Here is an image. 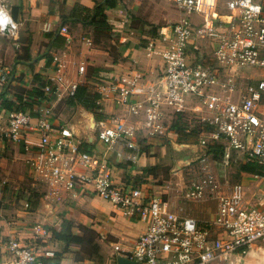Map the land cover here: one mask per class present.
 Segmentation results:
<instances>
[{
	"label": "built area",
	"instance_id": "built-area-1",
	"mask_svg": "<svg viewBox=\"0 0 264 264\" xmlns=\"http://www.w3.org/2000/svg\"><path fill=\"white\" fill-rule=\"evenodd\" d=\"M203 1L174 0L182 18L161 29L165 47L148 43V55L162 60L163 75L144 88L143 101L134 99L136 80L113 85L111 90L129 113L143 117L142 130L148 137L162 136L171 116L197 112L186 104V96L199 101L205 115L198 118L214 128L209 136L213 142H224L225 150L221 161H215L204 151L208 141H200L198 174L185 195L192 202H213L216 213L211 220L202 223L191 215L172 214L165 199L148 187L116 181L110 156L137 163L142 155L137 141L140 129L99 126L96 140L105 146L100 156L83 151L74 131L56 124L52 106L9 111L0 124L1 137L23 147L33 177L48 187L50 197L94 194L146 223L132 249L114 246L117 257L136 264H238L253 249H264L258 245L264 243V79L249 87L246 95L233 99L240 70L264 69V0H228V14L219 17L218 24L197 25L193 16L201 12ZM7 17L10 22L0 34L16 35L18 25L0 0V18ZM208 37L216 42L212 62L192 51L195 41ZM52 90L51 85L45 87L48 94ZM238 163L261 169L251 176L260 183L257 192L248 183L229 182L228 169ZM9 250L12 264H46L45 259L55 257L53 251L42 255L17 241L10 242Z\"/></svg>",
	"mask_w": 264,
	"mask_h": 264
},
{
	"label": "crops",
	"instance_id": "crops-1",
	"mask_svg": "<svg viewBox=\"0 0 264 264\" xmlns=\"http://www.w3.org/2000/svg\"><path fill=\"white\" fill-rule=\"evenodd\" d=\"M1 1L18 25L16 35L20 32L22 38L11 42L9 40L16 35L0 34L2 39L8 40L7 43L0 40V94L7 92L5 98L13 102L29 101L30 106L25 111L52 106L56 124L71 128L81 143V149L91 154L101 156L104 153L105 146L96 140L99 126L140 129L137 141L142 147V155L137 163L119 162L115 156H110L116 181L134 182L148 187L157 195H169L167 208L170 213L180 217L190 215L186 206L190 200L186 195V202H178L171 183L161 180L162 168H167L164 170L167 175H173L178 160L189 154L188 151H176L174 145L194 144L176 140V134L171 129L173 116L167 121L168 130L162 136L148 137L142 130L143 117L137 118L129 113L116 101V95L111 90L113 85L136 80L138 86L134 99L143 101L144 88L163 75L161 58L157 55L150 57L147 45L155 41L159 49L165 47L167 40L162 36L161 29L174 25L182 18L174 0H115L114 8L99 13L98 22H93L98 14L96 7L104 5L106 0ZM227 1L204 0L201 12L193 16L194 23L218 24L217 19L228 14ZM22 29L25 32L21 33ZM194 44L192 51L196 57L213 61L216 47L213 39H199ZM82 67L85 68L83 73ZM247 70H252V74H248ZM263 79L264 69L240 70L236 75L237 89L233 99L246 95L249 87L256 86ZM40 81L44 83L43 98L34 94L40 88ZM84 84L101 95L98 114L78 106L72 108L78 109L75 120L59 119L57 107L72 96L74 86ZM48 85L53 86L49 94L45 92ZM191 106L197 111L191 113L204 117L198 102ZM8 112L4 106L0 107V124ZM1 136L0 131V264L13 262L9 250L11 241L33 248L42 255L53 251V262L56 264H99L96 255L91 257L82 248L68 247L54 238L51 229L59 228L65 220L93 230L103 245L99 259L103 260V264H118L114 246L119 244L124 249H132L145 232L146 223L94 194L73 197L70 193H62L59 199L50 197L48 187L33 177L23 147L7 142ZM197 147L201 153V146ZM170 149L174 154L175 168L168 169L171 166L168 161ZM241 175L242 179L238 182L248 183L253 177L244 173ZM201 208V211L204 210L203 205ZM203 216L208 215L198 213L195 217L204 223L206 219H202ZM74 231L79 232V229L74 228ZM45 260L50 264L51 259Z\"/></svg>",
	"mask_w": 264,
	"mask_h": 264
},
{
	"label": "trees",
	"instance_id": "trees-1",
	"mask_svg": "<svg viewBox=\"0 0 264 264\" xmlns=\"http://www.w3.org/2000/svg\"><path fill=\"white\" fill-rule=\"evenodd\" d=\"M116 6L115 0H106L104 5L96 7V16L93 18V22H98L99 20V13L106 11L108 8H114ZM101 21V18H100ZM40 88L37 89L34 93L36 96L43 98L44 95V83L40 81L39 83ZM42 88V89H41ZM7 92L3 91L0 94V107L4 106V108L8 111H25L27 107L30 106L27 101L26 103L23 100H18L17 102H13L9 99H6ZM101 99V95L96 92L95 90L91 89V87L87 84L79 85L74 93V95L68 97L64 102L69 108H77L78 106H82L87 111L98 114V110L100 107L98 106V101ZM189 113H179L175 114L174 120L171 125V129L177 133L179 136L178 142L183 143H194L193 140L198 137L197 129H193L190 132H187V128L183 126L182 121L187 120V125H191L194 119L188 118ZM199 127H203L205 132L213 131V127L208 123H199ZM199 129V128H198ZM195 145V144H194ZM225 150V145H220V142H213V144L209 143V146L206 149L207 154H213L210 156L215 161H221L223 157V153ZM215 154V155H214ZM240 170L242 174L248 175H256L261 173V169L255 164H246L241 165ZM137 185V183H135ZM140 185V184H138ZM75 225L71 221H63L59 228H52L51 232L55 239L62 241L67 244L68 247L70 246H78L80 248H84V246L89 242L87 239V233H92L93 235L95 232L93 230L88 229L85 226H78L79 232L74 231ZM55 258V257H54ZM52 260V261H51ZM50 264H56L53 262V258H51ZM47 260H45L46 262ZM46 264H49L46 262Z\"/></svg>",
	"mask_w": 264,
	"mask_h": 264
},
{
	"label": "rangeland",
	"instance_id": "rangeland-1",
	"mask_svg": "<svg viewBox=\"0 0 264 264\" xmlns=\"http://www.w3.org/2000/svg\"><path fill=\"white\" fill-rule=\"evenodd\" d=\"M21 33L25 32V29H22L20 30ZM25 37V36H23ZM22 37L20 36V32L18 35H16L15 37L11 38V42L15 41V40H20ZM0 40L1 41H4L7 43L8 40L6 39H2L0 37ZM252 70H247V73L248 74H252L251 72ZM197 102V99L191 95H188L186 96V104L187 105H192L193 103ZM199 103V101H198ZM78 112V109H72V108H69L65 102L64 103H61V105H59L56 109V114H57V117H59V119H66V120H75V118H77L76 114ZM188 115V118L190 119H194L193 123L191 125H187L186 122H188L187 120H183L182 123H183V126L185 128H187V132H190L192 131L193 129H197L198 131V137L196 139L193 140L194 143H190V144H195L197 146H200V141L202 139H206L208 141V143L210 144H213V140H211L210 136H209V133L212 132L210 131L209 133L208 132H205L204 130H201L203 129V127H199V123H204L202 120H200L198 118V116L195 114V113H189L187 114ZM199 128V129H198ZM175 132V131H174ZM176 134V140H178L179 136L177 135V133L175 132ZM167 136V135H166ZM168 139V138H167ZM220 145H225L224 142H220ZM204 151H206V149H204ZM200 155H202V152L200 153ZM198 154V155H199ZM209 156H213V154H208ZM215 155V154H214ZM168 156H169V160L171 162V166L168 167V169L170 168H175V158H174V154L171 152V149L169 150L168 152ZM197 155H193V157H196ZM182 158H180L179 160H181ZM178 160V162H179ZM177 162V163H178ZM198 167H199V162H196L194 165L192 166H185L183 168L182 171L178 172L175 170V172L173 173V175H167L165 173V169L167 168H162V171L164 172L163 173V177H162V180L163 183L164 181L165 182H170L171 185H172V188L174 190V193H176V196H177V201L178 202H186V200H184L185 198V194H186V191H187V188H188V185H189V182L195 178L198 174ZM218 171L221 172V169H217ZM242 172L240 170V165L239 164H235V165H232L229 169H228V180L231 184L233 183H236L238 181H240L242 179ZM249 183V187L252 189L253 192H257V186H259V182L258 181H253L251 180ZM165 199V201L167 202L170 201V197L169 195H165L163 194L162 195ZM203 205V209L201 211V206ZM215 206V209L213 208V206ZM187 208L190 210V215L194 218H196V214L198 213H207L208 216L206 217H202V219H206V221L208 220H211L216 212V205L214 203H197V202H188L187 201V204H186ZM207 210V212H206ZM203 221V220H201ZM76 228H78L77 225H75ZM87 239H88V243L84 246L83 250L84 252L87 254V255H90L91 257L93 255H96V258L98 259V263L99 264H103V260L99 259L98 255L100 254V252L102 253V249H103V245L101 244V239L99 238L98 235L96 234H92V233H87ZM102 245V246H101ZM258 245H264L263 242L259 243ZM258 250V249H256ZM75 253V252H73ZM75 255V254H74ZM257 258L256 257H252L250 254L246 257V259L244 261H241L239 262L238 264H255L257 262ZM248 261V262H247Z\"/></svg>",
	"mask_w": 264,
	"mask_h": 264
},
{
	"label": "water",
	"instance_id": "water-1",
	"mask_svg": "<svg viewBox=\"0 0 264 264\" xmlns=\"http://www.w3.org/2000/svg\"><path fill=\"white\" fill-rule=\"evenodd\" d=\"M174 147L175 150L180 153H186L187 151L189 152L188 155L184 156L181 160H179L176 165V170L181 171L185 166L192 165L199 161L200 155L198 154L200 152V149L196 145H174ZM193 155L197 156L193 157ZM117 261L118 264H136V262L123 256H119Z\"/></svg>",
	"mask_w": 264,
	"mask_h": 264
},
{
	"label": "bare ground",
	"instance_id": "bare-ground-1",
	"mask_svg": "<svg viewBox=\"0 0 264 264\" xmlns=\"http://www.w3.org/2000/svg\"><path fill=\"white\" fill-rule=\"evenodd\" d=\"M250 255L252 257H256L258 260L255 264H264V249L263 250H256V249H253L251 252H250ZM248 262V261H247ZM249 264V263H248Z\"/></svg>",
	"mask_w": 264,
	"mask_h": 264
},
{
	"label": "clouds",
	"instance_id": "clouds-1",
	"mask_svg": "<svg viewBox=\"0 0 264 264\" xmlns=\"http://www.w3.org/2000/svg\"><path fill=\"white\" fill-rule=\"evenodd\" d=\"M10 22V17L0 18V30H2L3 26L7 25Z\"/></svg>",
	"mask_w": 264,
	"mask_h": 264
}]
</instances>
